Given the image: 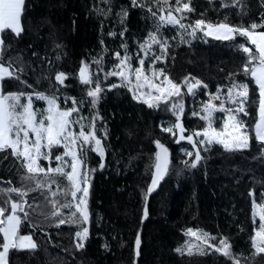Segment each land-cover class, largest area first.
<instances>
[{
	"label": "trees",
	"instance_id": "trees-1",
	"mask_svg": "<svg viewBox=\"0 0 264 264\" xmlns=\"http://www.w3.org/2000/svg\"><path fill=\"white\" fill-rule=\"evenodd\" d=\"M182 3H190L194 9L182 20L187 24L204 19L213 24L227 22L247 27L253 20L259 23L264 14L261 0H237L235 6L232 0H182ZM221 3L226 7L221 8ZM169 4L174 8L175 0H169ZM122 8L128 9L123 23L117 15ZM149 15L147 8H133L131 0H25L23 33L16 37L9 29L1 31L4 43L0 46V59L5 64L12 63L14 68L23 67L19 80L5 78L3 90L32 91L21 82L26 80L35 90L51 93L55 89L50 88L49 81L54 85L55 72L64 71L69 76L61 92L85 98L86 89L76 76L80 61L89 62L95 74L96 65L91 61L101 58L100 41L103 40L107 51L103 53L102 65L107 71L114 62L113 53L121 51L120 44L124 42L119 33L127 29L125 39L133 53L138 46L136 38L140 39L152 28L154 22L147 19ZM260 30L264 29H257ZM110 31L117 35L108 36ZM205 39L207 42L190 44L170 41L166 63L154 67H166L177 83L189 73L192 76L243 75L246 56L236 45L244 43L254 51V46L248 45L246 38L236 35L234 42L212 37ZM155 51L159 52V48L156 47ZM33 52L39 56L34 57ZM44 56L47 59L42 60L40 57ZM135 56L133 66H136ZM98 74L102 84L117 82L115 77L105 81L103 72ZM246 81L250 90L255 88L250 77H246ZM209 91L213 92V86ZM207 99L204 90H199L196 97L185 96L182 123L186 130L194 132L204 126V121L198 116L193 117L191 112L201 111L202 102ZM254 101L247 105L249 115H240L249 129L250 148L226 152L220 145H213L207 152H202L204 159L197 168L190 169L184 167L183 161H190L193 157L185 158L181 148L191 150V146L186 141L175 143L172 134L160 128L161 120L174 122L171 113L149 109L133 101L127 88L112 91L105 88L95 110L90 111V99H86L81 114L90 121L94 111L98 110L103 117V122L97 121L98 128H106L108 138L102 140L106 150L103 169L99 167V158L90 149L85 158L88 168H94L95 172L90 176L89 221L86 225L89 235L84 246L76 247L79 238L75 233L81 230V226L68 223L58 226L60 219L67 218L68 209L60 208L55 216L52 215V201L56 207L65 203V195L60 189L68 184L65 177L56 175L55 183L31 191L27 196L30 220L22 222L20 234H31L37 246L9 249L8 264H133L137 231L142 239L140 254L136 257L138 264H225L226 258L219 253L213 254V251L200 255L193 248L191 256L187 254L188 249L183 254L174 251L186 240L200 243L184 235L189 227L216 236L217 244L221 235L226 236L242 262L264 264V253L253 256L250 240L253 197L249 196V190L254 191L257 203L261 202L260 193L264 191V159L259 156L260 144L253 131L258 94ZM59 102L64 103L62 97ZM222 116L219 112L215 114V127L221 126ZM98 135L103 133L98 132ZM156 139L170 150L169 170L145 202L147 184L155 166L153 141ZM43 163L47 167V162ZM52 166H55L54 161ZM25 175L26 170L11 156L10 150L0 152V207L10 211L7 202L18 199V196L5 190L27 183L22 180ZM31 187L34 188V184ZM145 206L148 215L141 221ZM258 224L259 217L256 216L255 225L258 227Z\"/></svg>",
	"mask_w": 264,
	"mask_h": 264
},
{
	"label": "snow or ice",
	"instance_id": "snow-or-ice-1",
	"mask_svg": "<svg viewBox=\"0 0 264 264\" xmlns=\"http://www.w3.org/2000/svg\"><path fill=\"white\" fill-rule=\"evenodd\" d=\"M24 4L25 0H0V30L10 29L16 37L23 33ZM232 4L235 6L237 0H232ZM261 5L264 6V0H261ZM131 6L147 8L150 14L147 19L154 22V28L148 31L142 41H137L136 66H133L134 57L125 39L126 28L119 33L121 40L124 41L120 44L123 54L119 50L113 53L114 62L107 71H104L102 65L103 53L107 51V48L101 40V58H93L91 61L96 65V73H93L89 62L83 59L76 73L79 83L86 89L85 98L68 95L66 91L61 92L69 76L64 71L55 72L54 85L49 81L50 88L55 89L51 93L35 90L26 80L21 82L28 88H32V91H4L2 82L5 78L15 77L19 80L23 67L14 68L12 63L5 64L0 59V152L7 153L10 150L11 156L20 161L27 173L22 177V180L27 183H23L21 187L5 190L16 193L18 199H10L7 202L10 203V211H7L6 207H0V235L3 237V242L0 243V264H8L9 249L37 246L31 234H20L22 222L30 220L27 196L31 191L55 183L56 175L65 177L68 184L66 188L60 189L65 195V203L56 207L55 201H52L54 206L52 215L55 216L60 208L68 209L67 218L60 219L58 226L65 223L81 226V230H78L75 236L79 238L76 241V247L83 248L89 235L86 225L89 221L90 176L95 172L94 168H88L85 158L90 149L99 157V167L103 169L106 163V150L102 140H106L108 136L106 128H98L97 121L103 122V117L98 110L94 111L89 121L88 117L81 114V108L86 99H90V111L95 110L105 88L108 91L127 88L133 101L142 103L149 109H161L171 113L174 122L169 121L165 126L164 121H161V130L171 133L175 143L186 141L191 146V150L181 148L185 158L193 157L190 161L187 159L183 161L184 167L190 169L197 168L199 162L204 159L202 152H207L213 145H220L226 152L250 148L249 129L240 114L249 115L247 105L255 102L254 96L258 94L257 118L253 131L255 140L260 144L259 156L264 159V30L257 31V29H264V14L261 15L259 23L253 20L247 27L230 25L227 22L213 24L204 19H196L193 26L182 22L188 13L194 11L190 3H182V0H175L174 8L169 4V0H131ZM224 7L226 5L221 3V8ZM117 15L121 17V23H123L128 15V9L122 8ZM166 25L178 26L177 35L180 42L187 44L196 39L199 32L203 33L204 38L212 37L220 41L234 42L236 35L246 38L248 45L254 46V51L252 47L244 43H239L236 47L246 56V61L242 65L243 75L251 78L250 82L255 85V88L250 90L249 82L241 81L229 73L230 79L226 92L221 91L224 86L217 85L216 92L213 93L208 91L209 86L206 83L190 73L177 83L169 75L166 67H154L158 63L165 64L169 54L171 47L169 39L161 32V28ZM107 35L112 37L117 34L110 31ZM205 42H207L206 39ZM3 43V37L0 36V46ZM56 47L60 46L56 45ZM156 47L159 48V52L155 51ZM32 55L39 56L36 52ZM40 58L45 60L47 56ZM11 59L9 57V60ZM146 63L147 67H145ZM100 72H103L105 81L109 77H115L117 82L102 84L98 74ZM199 90H204L208 99L202 102L201 111L191 112L193 117L198 116L204 121V126L193 132L185 129L182 115L185 114V96L196 97ZM61 97L63 104L59 102ZM37 101L43 102L44 107H37L35 103ZM213 101H219V103ZM217 112L223 114L219 128L214 126ZM186 131L187 135H185ZM98 132H102L103 135H98ZM153 143L156 149L155 166L151 172V180L147 184L145 202L169 170V148L159 139L154 140ZM53 161L55 166H52ZM43 162H47V167ZM33 184L34 188L31 187ZM249 196L253 197V229L250 240L254 249L253 256H255L264 253V191L260 193V203H257L254 191L251 189ZM147 215L145 206L141 221ZM256 216L259 217L258 227L255 225ZM29 227L32 225L29 224ZM184 235L193 237L200 243L194 244L192 240H186L184 245L174 249L177 253L183 254L185 249H188L187 254L191 256L192 249L195 248L200 255L209 251H213V254H221L226 258L225 264H228V261L231 264H246V261L242 262L240 255L233 251V246L226 236L221 235L217 244L216 236L200 229L189 227ZM141 243V233L137 231L133 246V264H138L135 257L140 254Z\"/></svg>",
	"mask_w": 264,
	"mask_h": 264
},
{
	"label": "rangeland",
	"instance_id": "rangeland-1",
	"mask_svg": "<svg viewBox=\"0 0 264 264\" xmlns=\"http://www.w3.org/2000/svg\"><path fill=\"white\" fill-rule=\"evenodd\" d=\"M185 24H187V23H185ZM191 25H193V26H195L194 25V22L193 23H191ZM154 28V23L152 24V28H151V30ZM10 30V29H9ZM149 30H150V28H149ZM149 30H147L146 32H145V34H143L142 35V37L140 38V39H138L139 37H137L136 38V42L137 41H142L143 40V38L147 35V33H148V31ZM1 31L2 30H0V36H1ZM11 31V30H10ZM177 31H178V26H171V25H166V26H163L162 28H161V32H162V35L164 36V37H166V38H168L169 39V42L170 41H173V40H175V41H177V42H179V43H181L180 42V38H179V36L177 35ZM205 40V38L203 37V33L202 32H199L198 33V37L196 38V39H194V40H191V42H195V41H204ZM121 54H123V49H121ZM131 54H132V56L134 57L136 54H137V52H136V49L133 51V53L132 52H130ZM112 58L114 59V56H112ZM234 76H236L238 79H240L241 81H246V77H244V75H242V76H238V75H236V74H233ZM196 78H198V79H201L204 83H206L209 87H208V91L210 90V87L211 86H213V93L214 92H216V89H217V85H222V86H224V87H222V89H221V91L222 92H226V88H227V85L229 84V74H213V75H200V76H195ZM38 102V101H37ZM37 102H35V103H37ZM214 103H219V101H213ZM40 103H42L43 104V102H40ZM36 105L37 107H40V108H43L44 107V105ZM242 114V113H241ZM240 114V115H241ZM161 121H164V123H165V126H167V123L169 122L168 120H161ZM160 125H161V122H160ZM161 128V127H160ZM184 148H186V147H184ZM90 169H93V168H90ZM21 235H27V234H21ZM2 236V235H1ZM3 238V237H2ZM21 249H29V248H21Z\"/></svg>",
	"mask_w": 264,
	"mask_h": 264
},
{
	"label": "water",
	"instance_id": "water-1",
	"mask_svg": "<svg viewBox=\"0 0 264 264\" xmlns=\"http://www.w3.org/2000/svg\"><path fill=\"white\" fill-rule=\"evenodd\" d=\"M103 143V142H102ZM97 156V155H96ZM98 157V156H97ZM99 158V157H98ZM164 178V177H163ZM163 178L161 179V181L163 180ZM160 181V182H161ZM160 182H159V184H160ZM159 184H158V186H159ZM158 186L156 187V189L158 188ZM135 259H136V257H135Z\"/></svg>",
	"mask_w": 264,
	"mask_h": 264
}]
</instances>
